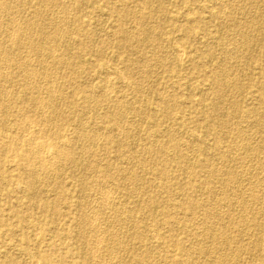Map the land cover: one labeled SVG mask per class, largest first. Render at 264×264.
Segmentation results:
<instances>
[{"label":"rangeland","instance_id":"obj_1","mask_svg":"<svg viewBox=\"0 0 264 264\" xmlns=\"http://www.w3.org/2000/svg\"><path fill=\"white\" fill-rule=\"evenodd\" d=\"M0 37V264H264V0H0Z\"/></svg>","mask_w":264,"mask_h":264},{"label":"bare ground","instance_id":"obj_2","mask_svg":"<svg viewBox=\"0 0 264 264\" xmlns=\"http://www.w3.org/2000/svg\"><path fill=\"white\" fill-rule=\"evenodd\" d=\"M31 2V1H30ZM34 2V1H33ZM160 2V1H159ZM255 2V1H254ZM18 3H20V2H18ZM154 3V2H153ZM152 3V4H153ZM157 3V2H156ZM151 4V5H152ZM162 4V3H161ZM45 5V4H44ZM43 5V6H44ZM13 6V5H12ZM9 7V6H8ZM8 7H6V8H8ZM21 7V6H20ZM17 8V7H16ZM29 8V7H28ZM27 8V9H28ZM60 9V8H59ZM153 9V8H152ZM156 9H157V7H156ZM253 9V8H252ZM104 10V9H103ZM159 10V9H158ZM246 10H247V7H246ZM49 11V10H48ZM58 11V10H57ZM191 11V10H190ZM34 12V11H33ZM71 12V11H70ZM23 13V12H22ZM157 13V12H156ZM225 13V12H224ZM250 13V12H249ZM20 14H21V12H20ZM235 14V13H234ZM251 14V13H250ZM242 15V14H241ZM252 15H253V13H252ZM20 16V15H19ZM23 16V15H22ZM50 16V15H49ZM48 16V17H49ZM51 17V16H50ZM7 18V17H6ZM19 18V17H18ZM150 18V17H149ZM148 18V19H149ZM170 18V17H169ZM249 18V17H248ZM256 18V17H255ZM34 19V18H33ZM238 19V18H237ZM7 20V19H6ZM14 21V20H13ZM62 21V20H61ZM175 21V20H174ZM31 22V21H30ZM47 22V21H46ZM133 22V21H132ZM142 23V22H141ZM148 23V22H147ZM30 24V23H29ZM241 24V23H240ZM244 24V23H243ZM249 24H251V23H249ZM13 25V24H12ZM11 25V26H12ZM31 25H34V23L33 24H31ZM195 25V24H194ZM10 26V27H11ZM64 26V25H63ZM138 26V25H137ZM235 25H233V27H234ZM9 27V28H10ZM13 27V26H12ZM47 27V26H46ZM56 27H57V25H56ZM103 27V26H102ZM192 27V26H191ZM260 27H261V25H260ZM32 28V27H31ZM241 28H242V26H241ZM10 29H13V28H10ZM33 29V28H32ZM58 29V28H57ZM224 29V28H223ZM240 29V28H239ZM28 30V29H27ZM34 30V29H33ZM37 30V29H36ZM99 30V29H98ZM18 31V30H17ZM16 31V32H17ZM61 31V30H60ZM71 31V30H70ZM223 31V30H222ZM233 31V30H232ZM65 32V31H64ZM143 32V31H142ZM15 34H17V33H15ZM259 34V33H258ZM23 35V34H22ZM53 35V34H52ZM238 35V34H237ZM24 36V35H23ZM23 36H21V37H23ZM96 36V35H95ZM242 36V35H241ZM10 37H12V36H10ZM53 36H51V35H49L48 36V40L50 39V38H52ZM216 37V36H215ZM1 38V37H0ZM15 37H14V35H13V39H14ZM18 38H20L19 36H18ZM17 38V39H18ZM69 38V37H68ZM240 38V37H239ZM10 40H11V38H9ZM21 39V38H20ZM32 39V38H31ZM57 39H59V38H57ZM55 40V39H54ZM68 40V39H67ZM232 40H234V39H232ZM244 40V39H243ZM23 41V40H22ZM26 41H28V39L26 40ZM241 41V40H240ZM10 42V41H9ZM16 42H18V40L16 41ZM63 42V41H62ZM183 42H184V40H183ZM2 43V42H1ZM19 43H21V42H19ZM23 43V42H22ZM55 43V41H52V42H50V45H52V48H53V46L55 45L54 44ZM12 44V43H11ZM17 43H15V45H16ZM31 44V43H30ZM58 44V43H57ZM177 44V43H176ZM257 44V43H256ZM15 45H14V47H15ZM33 45V44H32ZM70 45V44H69ZM20 46V45H19ZM34 46V45H33ZM40 46V45H39ZM18 47V46H17ZM23 47V46H22ZM35 47V46H34ZM33 47V48H34ZM46 47V46H45ZM255 47H256V45H255ZM41 48H43L42 46H41ZM241 48V47H240ZM6 49V48H5ZM169 49V48H168ZM3 51V50H2ZM237 51V50H236ZM13 52V51H12ZM3 53V52H2ZM26 53V52H25ZM173 53V52H172ZM172 53H171V55H172ZM235 53V52H234ZM180 54H181V52H180ZM241 55H242V53H241ZM244 55V54H243ZM4 56V55H3ZM51 56V55H50ZM186 56V55H185ZM10 55H9V53L6 51L5 52V58H6V60H10ZM72 57V56H71ZM213 57V56H212ZM232 57V56H231ZM241 58V57H240ZM210 59V58H209ZM16 60V59H15ZM145 60V59H144ZM227 60V59H226ZM242 60V59H241ZM247 61V60H246ZM12 62V61H11ZM92 62V61H91ZM144 62V61H143ZM183 62V61H182ZM243 62V61H242ZM31 63V62H30ZM66 63V62H65ZM42 64V63H41ZM29 65V64H28ZM227 65V64H226ZM8 66V65H7ZM21 66V65H20ZM37 66V65H36ZM60 66V65H59ZM161 66V65H160ZM14 67V66H13ZM43 67V66H42ZM64 67V66H63ZM65 68V67H64ZM31 71V70H30ZM33 72V71H32ZM31 72V73H32ZM21 73V72H20ZM34 74H35V72H33ZM152 73V72H151ZM154 73V72H153ZM122 74V73H121ZM230 75V74H229ZM3 76V75H2ZM29 77H33V76H31V74H30V76ZM35 77V76H34ZM124 77V76H123ZM228 77V76H227ZM27 78H28V76H27ZM55 80H56V78H55ZM59 80H60V78H59ZM105 81V80H104ZM2 82V81H1ZM10 82V81H9ZM243 83V82H242ZM28 84V83H27ZM51 84H53L52 83V80H51ZM109 84V83H108ZM121 84V83H120ZM232 84V83H231ZM1 85V84H0ZM4 85V84H3ZM228 85V84H227ZM54 86V85H53ZM115 86V85H114ZM77 87V86H76ZM124 87V86H123ZM233 87V86H232ZM56 87H54V89H55ZM108 88V87H107ZM19 89V88H18ZM124 89V88H123ZM122 89V90H123ZM50 90H53L52 88L50 89ZM235 90V89H234ZM55 91V90H54ZM36 92V91H35ZM57 92V91H56ZM49 93H51V92H49ZM58 93V92H57ZM133 93V92H132ZM1 94V93H0ZM48 94V93H47ZM111 94V93H110ZM228 94V93H227ZM55 95V94H54ZM147 95V94H146ZM1 96V95H0ZM49 96H50V94H49ZM51 97V96H50ZM36 98V97H35ZM52 98V97H51ZM50 98V99H51ZM57 98V97H56ZM206 98V97H205ZM54 99V98H53ZM144 99V98H143ZM148 99V98H147ZM16 100V99H15ZM48 100H49V98H48ZM129 100H131V99H129ZM9 101V100H8ZM52 101V100H51ZM58 101V100H57ZM54 102V101H53ZM62 102V101H61ZM51 102H49V104H50ZM57 103V102H56ZM47 104V103H46ZM54 104V103H53ZM134 104V103H133ZM46 106H48V105H46ZM45 106V107H46ZM54 106V105H53ZM108 106V105H107ZM242 106V105H241ZM97 107V106H96ZM124 107V106H123ZM126 107H128V106H126ZM132 108V107H131ZM168 108V107H167ZM50 109H52V107L50 108ZM49 109V110H50ZM121 109V108H120ZM127 109V108H126ZM36 110V109H35ZM55 110V109H54ZM111 110V109H110ZM147 111H148V109H147ZM166 111V110H165ZM257 111V110H256ZM241 112V111H240ZM97 113V112H96ZM161 113H163V112H161ZM244 113V112H243ZM142 115V114H141ZM145 115V114H144ZM238 116H239V114H238ZM242 116V115H241ZM118 117V116H117ZM125 117V116H124ZM234 117V116H233ZM39 118V117H38ZM49 119V118H48ZM56 119V118H55ZM144 119V118H143ZM123 120V119H122ZM244 120V119H243ZM44 121V120H43ZM126 121V120H125ZM138 121V120H137ZM79 123V122H78ZM81 123V122H80ZM143 123H144V121H143ZM85 124V123H84ZM145 124H146V122H145ZM254 124V123H253ZM153 125V124H152ZM154 126V125H153ZM136 127V126H135ZM143 127V126H142ZM141 127V128H142ZM34 128V127H33ZM55 129V128H54ZM58 129V128H57ZM29 130V129H28ZM40 130V129H39ZM48 130V129H47ZM50 130V129H49ZM143 130V129H142ZM242 130V129H241ZM92 131V130H91ZM104 131V130H103ZM150 131V130H149ZM32 132V131H31ZM39 132V131H38ZM38 132L36 133V135L38 134ZM140 132V131H139ZM182 132V131H181ZM49 133V132H48ZM54 133H56V132H54ZM111 133V132H110ZM240 133V132H239ZM5 134V133H4ZM44 134V133H43ZM35 135V134H34ZM33 135V136H34ZM53 135V134H52ZM31 136V135H30ZM38 136H39V134H38ZM241 136V135H240ZM32 137V136H31ZM34 137H36V136H34ZM84 137V136H83ZM98 137V136H97ZM37 138V137H36ZM30 139V138H29ZM28 139V140H29ZM34 139V138H33ZM47 139V138H46ZM93 139H94V137H93ZM92 139V140H93ZM199 139V138H198ZM35 140V139H34ZM126 140V139H125ZM194 140V139H193ZM30 141V140H29ZM147 141V140H146ZM153 141V140H152ZM28 142V141H27ZM27 142H25V143H27ZM33 142V141H32ZM36 142V141H35ZM58 142V141H57ZM80 142V141H79ZM125 142V141H124ZM155 142V141H154ZM31 144V143H30ZM33 144V143H32ZM31 144V145H32ZM36 144V143H35ZM34 144V145H35ZM37 144H38V141H37ZM255 144V143H254ZM21 145V144H20ZM29 145V144H28ZM81 145V144H80ZM197 145V144H196ZM56 146L57 147H60V146H58V145H56V144H53V143H49V142H41L40 143V145L38 144L37 146H35V148H36V150H34L35 152H39V150H42V149H45V148H48V149H50V150H55L56 149ZM151 146V145H150ZM29 147V146H28ZM33 147V146H32ZM163 147V146H162ZM216 147V146H215ZM90 148V147H89ZM95 148V147H94ZM33 149V148H32ZM75 149V148H74ZM31 150V149H30ZM29 150V148H28V151H30ZM57 150V149H56ZM77 150H78V148H77ZM32 151V150H31ZM30 151V152H31ZM59 151H60V149H59ZM141 151V150H140ZM152 151V150H151ZM33 152V151H32ZM34 152V153H35ZM43 153V152H42ZM132 153V152H131ZM139 153V152H138ZM40 154V153H39ZM85 154H87V153H85ZM140 154V153H139ZM142 155V154H141ZM145 155V154H144ZM40 156V155H39ZM49 156V155H48ZM60 156V155H59ZM154 156V155H153ZM161 156V155H160ZM151 157V156H150ZM51 158V157H50ZM134 158V157H133ZM146 158V157H145ZM33 159V158H32ZM62 159V158H61ZM185 159V158H184ZM244 160V159H243ZM83 161V160H82ZM85 161V160H84ZM93 161V160H92ZM141 161V160H140ZM188 161V160H187ZM133 162V161H132ZM138 162V161H137ZM129 164H131V163H129ZM64 165V164H63ZM76 166V165H75ZM55 167V166H54ZM63 167V166H62ZM90 167V166H89ZM138 167V166H137ZM98 168V167H97ZM144 168V167H143ZM96 169V168H95ZM123 169H125V168H123ZM129 169V168H128ZM36 170V169H35ZM57 170V169H56ZM134 170V169H133ZM38 171H40V170H37V172ZM139 171V170H138ZM34 172V171H33ZM192 172V171H191ZM36 172H34V174H35ZM119 173V172H118ZM231 173V172H230ZM41 174V173H40ZM36 175V174H35ZM51 176V175H50ZM123 176V175H122ZM235 176V175H234ZM36 177H37V175H36ZM52 177V176H51ZM54 178V177H53ZM35 179V177H33L32 178V180H34ZM55 179V178H54ZM62 179V178H61ZM97 182V181H96ZM107 182V181H106ZM37 185H38V183H37ZM225 185V184H224ZM29 186L31 187V186H33V181H32V183L30 182V184H29ZM109 186V185H108ZM105 187V186H104ZM34 188H35V186H34ZM48 188V187H47ZM94 188V187H93ZM96 188V187H95ZM235 188V187H234ZM36 189V188H35ZM85 189V188H84ZM106 189V188H105ZM128 190V189H127ZM100 191V190H99ZM138 191H140V190H138ZM109 193V192H108ZM104 195V194H103ZM37 196V195H36ZM93 196V195H92ZM139 196V195H138ZM103 197V196H102ZM101 197V198H102ZM105 197V196H104ZM117 197V196H116ZM108 199V198H107ZM107 199H106V201H107ZM260 199H262V198H260ZM103 200H105V199H103ZM102 200V201H103ZM135 200V199H134ZM106 201L104 202V203H106ZM136 203V202H135ZM243 204V203H242ZM108 206V205H107ZM106 206V207H107ZM103 208V207H102ZM118 208V207H117ZM107 210V209H106ZM115 210V209H114ZM133 212H134V210H133ZM118 214V213H117ZM231 214V213H230ZM226 215V214H225ZM86 216V215H85ZM89 216V215H88ZM95 216H97V215H95ZM90 217V216H89ZM99 217V216H98ZM97 220V219H96ZM133 220V219H132ZM95 221V220H94ZM127 221V220H126ZM129 222H131V220H128ZM190 221V220H189ZM116 222V221H115ZM124 223V222H123ZM126 223V222H125ZM134 225V224H133ZM87 226V225H86ZM92 226V225H91ZM129 226H131V225H129ZM35 227H37V226H35ZM38 228V227H37ZM123 228V227H122ZM241 228V227H240ZM96 230V229H95ZM121 232V231H120ZM37 233V232H36ZM93 233V232H92ZM108 233V232H107ZM117 233V232H116ZM227 233V232H226ZM90 234V233H89ZM120 234V233H119ZM78 235V234H77ZM87 235V234H86ZM108 235V234H107ZM221 235V234H220ZM38 237V236H37ZM88 237V236H87ZM107 239V238H106ZM157 239V238H156ZM118 240V239H117ZM120 240V239H119ZM100 241V240H99ZM216 241V240H215ZM97 243V242H96ZM99 243V242H98ZM120 244V243H119ZM160 244V243H159ZM93 250V249H92ZM117 250V249H116ZM117 252V251H116ZM201 252V251H200ZM96 254V253H95ZM35 256V255H34ZM33 256V257H34ZM107 256V255H106ZM223 258V257H222ZM93 259V258H92ZM226 260V259H225ZM238 260V259H237ZM32 261V260H31ZM122 261V260H121ZM97 262V261H96ZM155 262V261H154ZM233 262V261H232ZM38 263V262H37ZM36 263V264H37ZM35 264V263H34ZM120 264V263H119ZM234 264V263H233Z\"/></svg>","mask_w":264,"mask_h":264}]
</instances>
